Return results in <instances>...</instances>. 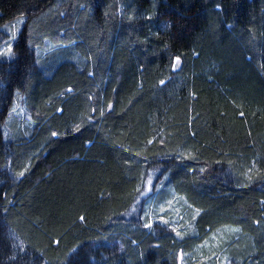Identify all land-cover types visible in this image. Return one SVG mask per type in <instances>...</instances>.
<instances>
[{
    "label": "trees",
    "instance_id": "1",
    "mask_svg": "<svg viewBox=\"0 0 264 264\" xmlns=\"http://www.w3.org/2000/svg\"><path fill=\"white\" fill-rule=\"evenodd\" d=\"M19 19L0 55V264H181L222 227L264 264V0H0V42ZM158 184L193 232L147 228Z\"/></svg>",
    "mask_w": 264,
    "mask_h": 264
},
{
    "label": "rangeland",
    "instance_id": "2",
    "mask_svg": "<svg viewBox=\"0 0 264 264\" xmlns=\"http://www.w3.org/2000/svg\"><path fill=\"white\" fill-rule=\"evenodd\" d=\"M21 22L22 20L19 19L13 25L9 26L8 29H5V27L2 29L4 35L0 42V55H3L5 59L12 56V51L10 50H12L11 47L21 27ZM137 208L140 209V212L136 213L140 214L143 212L142 215L140 214V217L147 222V228L153 229L151 226L155 222L158 223L155 230L157 235L163 232V228L165 227L163 224L166 222L172 225H170L171 230H175L176 232L174 233L178 236L188 234L187 232L193 229L192 218L194 216V210L188 207L182 197L172 192L161 197L159 184L155 187L153 195H146V197L138 201ZM131 214H135V211H132ZM240 236L243 237V240H239L241 238ZM235 240L241 241V243L238 242L237 246H235L237 248L236 250L247 248L248 250L250 249V252L253 250L256 251L253 248L252 241L248 237L241 235L238 229L222 227L212 231L203 242L195 246L190 252L179 253L178 258H180L181 264H252L249 260L252 255L249 254L250 256L245 257L241 256L240 253L236 255L233 252L231 253V249L234 248L232 244ZM251 260L253 261V259Z\"/></svg>",
    "mask_w": 264,
    "mask_h": 264
},
{
    "label": "bare ground",
    "instance_id": "3",
    "mask_svg": "<svg viewBox=\"0 0 264 264\" xmlns=\"http://www.w3.org/2000/svg\"><path fill=\"white\" fill-rule=\"evenodd\" d=\"M14 39V38H13ZM13 41V40H12ZM12 48V47H11ZM11 51V50H10ZM141 207V206H140ZM142 209V208H141ZM156 209V208H155ZM158 210V209H157ZM160 210V209H159ZM163 212V211H162ZM143 213V212H142ZM142 213H140L142 215ZM173 217V215H172ZM153 218V217H152ZM155 218V217H154ZM173 219V218H172ZM149 222V221H148ZM141 223V222H140ZM144 223V222H143ZM156 225V224H155ZM151 226V225H150ZM144 227V226H143ZM162 227V226H161Z\"/></svg>",
    "mask_w": 264,
    "mask_h": 264
},
{
    "label": "snow or ice",
    "instance_id": "4",
    "mask_svg": "<svg viewBox=\"0 0 264 264\" xmlns=\"http://www.w3.org/2000/svg\"><path fill=\"white\" fill-rule=\"evenodd\" d=\"M177 61H179V58H177Z\"/></svg>",
    "mask_w": 264,
    "mask_h": 264
}]
</instances>
